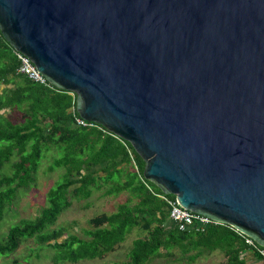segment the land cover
Listing matches in <instances>:
<instances>
[{"label": "water", "instance_id": "obj_1", "mask_svg": "<svg viewBox=\"0 0 264 264\" xmlns=\"http://www.w3.org/2000/svg\"><path fill=\"white\" fill-rule=\"evenodd\" d=\"M0 32L161 193L264 247V0H0Z\"/></svg>", "mask_w": 264, "mask_h": 264}, {"label": "trees", "instance_id": "obj_2", "mask_svg": "<svg viewBox=\"0 0 264 264\" xmlns=\"http://www.w3.org/2000/svg\"><path fill=\"white\" fill-rule=\"evenodd\" d=\"M19 64L0 32V86L5 87L0 92V112L18 113L16 120L9 118L10 113L0 115V171L11 170L0 177V222L19 191L34 184L47 156L52 158L47 172L63 173L48 190L46 206L38 216L10 227L0 241L1 258L14 254L20 243L35 239L41 249L51 250L47 258L53 264L103 260L137 229L141 236L133 241L124 264H147L159 258L161 251L183 247L192 240L207 250H221L226 264H244L239 254L248 247L229 226L180 232L170 225L168 206L156 196L161 191L145 179L151 192L138 178L132 160L142 176L145 164L131 145L105 133L100 125L76 127L74 116L79 115L74 97L18 74ZM103 188V196L126 192L132 199L120 204L115 214L91 218V229L84 238L68 236L59 242L63 232L53 227L61 212L73 202L89 200Z\"/></svg>", "mask_w": 264, "mask_h": 264}, {"label": "rangeland", "instance_id": "obj_3", "mask_svg": "<svg viewBox=\"0 0 264 264\" xmlns=\"http://www.w3.org/2000/svg\"><path fill=\"white\" fill-rule=\"evenodd\" d=\"M17 117L18 113L16 112L9 114V118L12 120H16ZM51 159L50 156H47L42 160L34 184L19 191L17 199L11 205L3 221L0 222V241L5 237L10 227L18 225L23 220L34 219L46 206L48 190L54 186L63 173L62 170H57L54 173L47 172V167L52 163ZM4 173L8 175L11 170L7 168L4 172L3 170L0 171V177ZM104 190L105 188L95 192L87 201L73 202L69 209L61 212L53 227L54 230L63 232V237L59 242L68 236L84 238L85 233L91 229L89 224L91 218L100 214H115L120 204L127 199H132L126 192L118 196H103ZM140 236L141 232L139 230L132 233L126 245L120 251L109 254L104 260H84L76 264H124L123 260H125V255L131 248L132 241ZM39 247V243L35 239L24 241L20 243L14 254L7 258L0 257V264H13L14 261H17V264H53L47 258V256H50L51 250ZM65 264L72 263L66 262Z\"/></svg>", "mask_w": 264, "mask_h": 264}, {"label": "built area", "instance_id": "obj_4", "mask_svg": "<svg viewBox=\"0 0 264 264\" xmlns=\"http://www.w3.org/2000/svg\"><path fill=\"white\" fill-rule=\"evenodd\" d=\"M15 56L17 57V60L19 61V69L17 71L18 74L25 76L29 80H31L34 83L43 85L45 87H51L52 85L40 74V72L36 69L32 61L24 54L19 53L17 51H14ZM74 99L76 100V95L74 93H70ZM73 124L76 127H95L97 124L90 123L79 116H74V122ZM105 133L109 134L110 136L116 138L123 144H125L124 140L116 136L115 134L109 132L106 129H103ZM132 164L137 172L138 178L140 181L147 187L148 190L151 192L152 189L147 184V181L145 178L140 175L134 161L132 160ZM158 198L163 200L167 206H168V220L169 222L173 223L174 226L177 227V229L180 232H185L189 230H193L195 232H203L205 229L211 227V226H217V225H224L218 221H215L207 216L196 214L192 211H189L179 205L176 198L170 197L169 195L165 194H156ZM230 227V226H229ZM232 228V227H230ZM236 234L244 241V244L253 252H255L263 261L264 263V247L259 246L257 243H255L251 238L245 236L241 232L237 231L236 229L232 228Z\"/></svg>", "mask_w": 264, "mask_h": 264}, {"label": "crops", "instance_id": "obj_5", "mask_svg": "<svg viewBox=\"0 0 264 264\" xmlns=\"http://www.w3.org/2000/svg\"><path fill=\"white\" fill-rule=\"evenodd\" d=\"M4 88H5L4 86H1L0 91H2V89ZM9 113H10L9 110H3L0 112V115L5 117ZM168 223L170 225H173V223L171 222ZM136 231L137 229L133 230L132 233ZM129 236L127 237L126 241L122 243L120 247L113 253L120 251L122 247L126 245ZM136 239L137 238H135L134 240ZM129 251L125 255V260H123L125 263L128 260L127 255ZM108 256L109 255H107L104 259H106ZM239 259H241L244 262V264H264L261 258L248 248L241 249L239 254ZM156 261L159 262L157 263ZM226 262H227V258L225 257L224 253L221 250L219 249L213 251L207 250L192 240L190 242H185L183 247H177L168 252L161 251L159 258L150 261L148 264H226Z\"/></svg>", "mask_w": 264, "mask_h": 264}]
</instances>
